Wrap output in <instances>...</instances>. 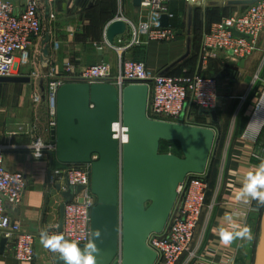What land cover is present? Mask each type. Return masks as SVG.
Listing matches in <instances>:
<instances>
[{"label":"crops","instance_id":"crops-1","mask_svg":"<svg viewBox=\"0 0 264 264\" xmlns=\"http://www.w3.org/2000/svg\"><path fill=\"white\" fill-rule=\"evenodd\" d=\"M6 1L19 10L25 0ZM39 2L43 34L34 41L25 56L20 76H17L28 77L31 82H0V147L7 148L5 167L24 174L27 179L22 204L15 209L7 206L6 213L25 231L35 235L36 259L31 263L18 262L9 243L1 249L4 237L0 234V264H64L59 255L42 246L40 231L46 229L51 233L60 228V208L65 202L62 191L68 186L52 184L50 176L52 171L66 167L53 158L52 153L37 160L28 149L39 138L45 142L53 141L48 132L50 114L46 119V110L49 113L50 106L43 98L49 82L54 76L63 75L67 63L82 70L107 62L116 75L117 53L110 49L98 51L93 44L103 42L109 26L120 17L128 28L115 41L129 42L132 33L129 22L138 25L149 20L151 13L150 9L142 7V3L137 7L134 0ZM164 6L176 38L171 42H151L134 48L125 54V58L145 63L150 77L200 75L217 79L221 96L217 109L219 125L214 127L210 117L201 119L209 121V125L202 127L214 128L216 132V157L205 174L211 186L208 203L214 202L215 208L211 213L204 212L198 226L192 245L196 257L191 259L186 255L179 264H230L233 260L238 264H251L263 206L255 200L248 203L237 200L236 193L242 187L243 177L260 163L252 158V154L264 149V34L254 54L243 59L244 67H240L242 60L234 62L231 54L226 52L218 53L204 64L201 55L205 34L213 24L231 17L230 11L237 12L242 8L199 7L190 5L188 0H168ZM48 34L50 55L46 57L44 43ZM176 62L178 64L173 66ZM34 74L40 77L36 78ZM37 95L42 97L40 104L34 102ZM191 119L190 125H193L195 118ZM225 213L233 214L237 227H229L224 220ZM245 225L250 229L249 239H236L230 245L221 243L218 234L221 226L238 231Z\"/></svg>","mask_w":264,"mask_h":264},{"label":"built area","instance_id":"built-area-1","mask_svg":"<svg viewBox=\"0 0 264 264\" xmlns=\"http://www.w3.org/2000/svg\"><path fill=\"white\" fill-rule=\"evenodd\" d=\"M168 0H144L142 7L151 10L150 18L138 25L129 22L131 39L125 42L118 39L111 44L94 43L98 51L113 50L118 55V70L112 73L111 65L101 62L91 67L78 70L72 63L64 67L63 75L54 76L46 90V101L50 109L48 132L57 126L56 97L58 90L66 83L85 81L89 83L110 82L120 92L128 82H150L148 116L153 120L191 124L193 107L205 110H217L220 103V85L217 79L200 75L169 77L157 75L150 77L145 63L129 60L125 54L137 47L151 42H171L176 32L171 28H162L160 19L168 13L164 4ZM39 0H25L21 9L10 1L0 0V78L20 76L35 40L43 34L39 16ZM118 18L116 21H122ZM127 24V23H126ZM128 28V27H127ZM234 30L250 38L247 40L235 35ZM264 34V0L248 7L243 13L223 19L213 24L203 39L201 59L204 64L215 58L220 52L231 54L234 62L251 57L257 50L259 40ZM120 38V37H119ZM36 78L40 77L34 74ZM36 104L42 103V97H34ZM115 138L120 147L128 141V129L124 126L122 113L114 124ZM7 148L0 147V234L8 240L14 258L18 262L31 263L36 259V237L25 231L7 213V206L15 209L23 201L27 189V179L22 173H15L5 167L4 153ZM28 149L37 160H42L56 152V143L36 139ZM252 158L264 159V149L252 154ZM203 175H191L178 190V201L167 228L161 234H154L149 239V246L158 254V264H179L188 255L194 259L193 240L204 212L211 213L215 203H208L210 182ZM52 184L65 183L67 186L84 187L74 201L65 205L63 229L59 232L66 239L79 241L81 247L92 238V210L97 206V198L91 192V166L72 165L51 173ZM53 253V252H52ZM59 255L58 253H53ZM121 254L117 258L121 262ZM230 264H238L233 260Z\"/></svg>","mask_w":264,"mask_h":264},{"label":"water","instance_id":"water-1","mask_svg":"<svg viewBox=\"0 0 264 264\" xmlns=\"http://www.w3.org/2000/svg\"><path fill=\"white\" fill-rule=\"evenodd\" d=\"M259 1L188 0L199 7L233 8H248ZM134 2L140 7L142 0ZM159 22L162 28H170V15L164 13ZM126 31L124 21H115L107 30V39L114 44L116 37ZM234 33L250 40L235 30ZM50 39L48 34L44 43L46 57L50 55ZM0 82L29 83L31 79L8 77L0 78ZM149 84L128 82L120 92L110 82L79 81L64 84L57 93V126L51 130L56 152L52 156L63 165L91 166V192L98 201L92 210V234L95 230L101 232V239L96 241L100 249L96 264H158V254L150 248L149 239L167 228L178 190L187 178L203 175L209 166L216 141L214 128L149 118ZM120 113L128 129V141L122 147L114 135ZM199 116L219 123L215 109H201ZM162 142L178 143L183 157L161 154ZM83 190L82 186H68L62 191L65 202L60 208L59 232L63 229L65 205ZM1 241L4 249L8 240ZM254 264H264V209Z\"/></svg>","mask_w":264,"mask_h":264},{"label":"clouds","instance_id":"clouds-1","mask_svg":"<svg viewBox=\"0 0 264 264\" xmlns=\"http://www.w3.org/2000/svg\"><path fill=\"white\" fill-rule=\"evenodd\" d=\"M3 186L0 184V187ZM236 199L245 203L255 200L260 206H264V159L243 177L242 187L236 193ZM224 220L229 227H237L233 214L225 213ZM218 234L222 244L230 245L236 239H249L250 229L245 225L240 226L238 231H229L227 227L221 226ZM100 239V230H95L92 238L81 247L79 241L66 239L61 233L50 234L46 229L40 231L42 246L53 253H58L64 264H96L100 252L96 241Z\"/></svg>","mask_w":264,"mask_h":264},{"label":"rangeland","instance_id":"rangeland-1","mask_svg":"<svg viewBox=\"0 0 264 264\" xmlns=\"http://www.w3.org/2000/svg\"><path fill=\"white\" fill-rule=\"evenodd\" d=\"M246 11V9L245 8H242L241 10H237V12H235V11H230L229 13H230V15L232 16V15H235L236 13H243V12H245ZM263 91V90H262ZM262 91H261V93H262ZM48 110V109H47ZM46 110V114H47V116H46V119H49V113H48V111ZM193 125L195 126H199V127H202V125L203 126H205V125H209V121H202V120H199L198 118H195L194 120H193ZM210 125L212 126V124H211V122H210ZM171 144H168V143H166L165 145H164V147H163V149L162 148H160V153L161 154H173V155H175V156H178V157H183L182 155H181V148H180V146L179 145H177V144H175V145H173V146H170ZM224 146V145H223ZM223 148H225V147H223ZM215 146H214V148H213V151H212V155H211V158H210V162L212 161H214L215 160V157H216V153H215ZM217 152V151H216ZM209 162V163H210ZM261 220H262V213H261V219L259 220V223H258V225H257V228H256V232H255V251H254V255H253V257H252V263L251 264H254V259H255V252H256V249H257V245H258V242H259V238H260V233H261Z\"/></svg>","mask_w":264,"mask_h":264},{"label":"trees","instance_id":"trees-1","mask_svg":"<svg viewBox=\"0 0 264 264\" xmlns=\"http://www.w3.org/2000/svg\"><path fill=\"white\" fill-rule=\"evenodd\" d=\"M245 9H246V8H245ZM200 110H201V109H198V108L193 107V108L191 109V116L194 117V118H198V117H199L198 119L201 120L203 117L199 116V111H200ZM218 125H219V123H218V124H213L214 127H217ZM202 126H203V125H202ZM166 143L171 144L170 146H173V145H175V144L179 145L178 143H175V142H162L160 148L163 149V147H164V145H165ZM179 146H180V145H179ZM181 155L183 156L182 151H181ZM69 166H72V165H65V167H69ZM263 209H264V206L262 207V212H263Z\"/></svg>","mask_w":264,"mask_h":264}]
</instances>
